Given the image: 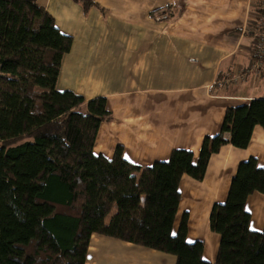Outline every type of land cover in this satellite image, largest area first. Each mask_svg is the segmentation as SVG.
I'll return each mask as SVG.
<instances>
[{
    "label": "trees",
    "instance_id": "obj_1",
    "mask_svg": "<svg viewBox=\"0 0 264 264\" xmlns=\"http://www.w3.org/2000/svg\"><path fill=\"white\" fill-rule=\"evenodd\" d=\"M72 44L38 0H0V264H85L94 233L171 253L176 264H212L203 240L188 241L187 213L174 231L180 181L202 180L224 144L248 147L254 128L264 127V98L228 107L196 161L174 149L168 160L140 166L122 145L108 159L94 151L111 118L107 98L57 88ZM256 191L264 194V168L251 157L211 211L216 264H264V229H251L246 210Z\"/></svg>",
    "mask_w": 264,
    "mask_h": 264
},
{
    "label": "crops",
    "instance_id": "obj_2",
    "mask_svg": "<svg viewBox=\"0 0 264 264\" xmlns=\"http://www.w3.org/2000/svg\"><path fill=\"white\" fill-rule=\"evenodd\" d=\"M57 28L73 37L57 88L87 100L104 96L111 118L100 125L94 151L108 159L116 146L127 160L148 166L174 149L198 159L206 136L217 135L228 107L264 98V72L226 85L252 60L254 24L263 0H38ZM162 14V17L158 15ZM226 138L230 134L226 133ZM264 168V127L248 147L224 144L206 175H183L174 224L188 214V241L205 242L204 259L216 264L220 235L211 230L215 203L227 200L241 162ZM251 229H264V194L246 201ZM171 253L94 233L85 264H176Z\"/></svg>",
    "mask_w": 264,
    "mask_h": 264
},
{
    "label": "built area",
    "instance_id": "obj_3",
    "mask_svg": "<svg viewBox=\"0 0 264 264\" xmlns=\"http://www.w3.org/2000/svg\"><path fill=\"white\" fill-rule=\"evenodd\" d=\"M162 17L163 15H158ZM255 30V41L253 44L252 50V60L250 65L240 72V74L236 77L224 79L219 83V85H226L229 81L240 80L241 78H245L249 73H252L255 76H261L264 72V0L261 3V11L259 16L254 24Z\"/></svg>",
    "mask_w": 264,
    "mask_h": 264
},
{
    "label": "rangeland",
    "instance_id": "obj_4",
    "mask_svg": "<svg viewBox=\"0 0 264 264\" xmlns=\"http://www.w3.org/2000/svg\"><path fill=\"white\" fill-rule=\"evenodd\" d=\"M112 213H114V212H112ZM109 219H110V217H107V220L106 221L109 222Z\"/></svg>",
    "mask_w": 264,
    "mask_h": 264
}]
</instances>
